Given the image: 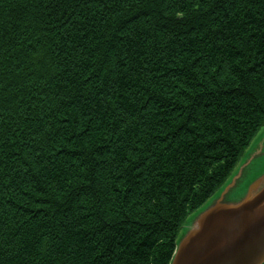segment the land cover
I'll return each mask as SVG.
<instances>
[{
    "label": "trees",
    "instance_id": "16d2710c",
    "mask_svg": "<svg viewBox=\"0 0 264 264\" xmlns=\"http://www.w3.org/2000/svg\"><path fill=\"white\" fill-rule=\"evenodd\" d=\"M264 125V0H0V264H169Z\"/></svg>",
    "mask_w": 264,
    "mask_h": 264
},
{
    "label": "water",
    "instance_id": "95a60500",
    "mask_svg": "<svg viewBox=\"0 0 264 264\" xmlns=\"http://www.w3.org/2000/svg\"><path fill=\"white\" fill-rule=\"evenodd\" d=\"M253 196V195H252ZM264 190L236 206L203 211L175 245L169 264H263Z\"/></svg>",
    "mask_w": 264,
    "mask_h": 264
},
{
    "label": "rangeland",
    "instance_id": "374dc122",
    "mask_svg": "<svg viewBox=\"0 0 264 264\" xmlns=\"http://www.w3.org/2000/svg\"><path fill=\"white\" fill-rule=\"evenodd\" d=\"M264 190V125L255 133L224 182L184 219L178 242L203 211L218 204L236 206ZM253 195V196H252ZM264 264V263H263Z\"/></svg>",
    "mask_w": 264,
    "mask_h": 264
}]
</instances>
